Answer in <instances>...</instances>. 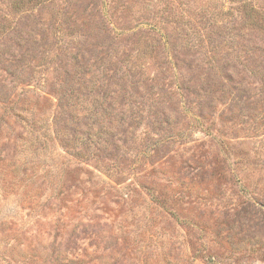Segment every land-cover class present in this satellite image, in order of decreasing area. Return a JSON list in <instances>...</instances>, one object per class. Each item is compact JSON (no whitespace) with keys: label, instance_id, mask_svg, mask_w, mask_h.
<instances>
[{"label":"rangeland","instance_id":"1","mask_svg":"<svg viewBox=\"0 0 264 264\" xmlns=\"http://www.w3.org/2000/svg\"><path fill=\"white\" fill-rule=\"evenodd\" d=\"M0 123V264H264V0H0Z\"/></svg>","mask_w":264,"mask_h":264},{"label":"trees","instance_id":"2","mask_svg":"<svg viewBox=\"0 0 264 264\" xmlns=\"http://www.w3.org/2000/svg\"><path fill=\"white\" fill-rule=\"evenodd\" d=\"M1 129H2V126H1V123H0V131H1ZM21 134V135H20ZM19 137V139H22L23 138V134L22 133H19V134H17V136H16V138L14 139V140H16L17 138ZM22 141V140H21ZM26 145L24 142H21L20 143V145ZM18 145V144H17ZM24 147V146H23ZM28 151H29V149H27L26 150V153H28ZM22 153H24L23 151H22ZM19 160V159H18ZM16 165V164H15ZM32 175V177H33V174H31ZM62 264H64V263H62Z\"/></svg>","mask_w":264,"mask_h":264}]
</instances>
